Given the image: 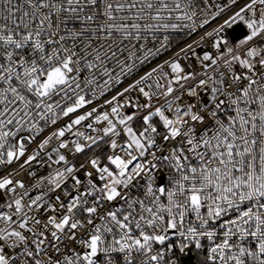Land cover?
Segmentation results:
<instances>
[{"label": "snow or ice", "instance_id": "snow-or-ice-1", "mask_svg": "<svg viewBox=\"0 0 264 264\" xmlns=\"http://www.w3.org/2000/svg\"><path fill=\"white\" fill-rule=\"evenodd\" d=\"M192 248L264 264V0H0V264Z\"/></svg>", "mask_w": 264, "mask_h": 264}, {"label": "built area", "instance_id": "built-area-1", "mask_svg": "<svg viewBox=\"0 0 264 264\" xmlns=\"http://www.w3.org/2000/svg\"><path fill=\"white\" fill-rule=\"evenodd\" d=\"M220 2H223V0H220ZM218 22H219V21H217V23H218ZM215 26H216L215 24L210 25V26H206V29H204V30H200V31H198L196 34L191 35V36L187 35L185 32H182V31H180V32H173V33H170L169 35H170V38H171V47L169 48V51H168V52H165V53H162L159 57H157V58L153 61V63L155 64V63L163 62L164 59H166L167 57L173 55L176 51H178L180 47L185 46L187 43L191 42L192 40L198 39V37H199L200 35H203V32H204L205 30L210 31L211 28H212V27H215ZM234 27H235V26H234ZM242 27H243V26H242ZM243 28H244V27H243ZM244 30H245V28H244ZM228 32H229V39H230V40H233V41L242 38V36L246 34V30H245L244 34H242L240 37H238V38H234V36H233V34H232V29H229ZM163 35H164L163 33L160 34V39H161V40L163 39ZM151 43H156V42H155V41H152ZM209 43H210L209 41H205V44H209ZM198 50H201V51H202V50H207V49H198ZM151 66H152V65H146V66H144V68L141 69V72L147 70V69L150 68ZM141 72H138L136 75L138 76L139 74H141ZM126 83H127V81L125 82V84H126ZM109 95H111V94H109ZM105 98H106V97H102V98H100V101H98V103H102L103 100H104ZM209 122H210V121H207V120H206L205 123H209ZM60 123L62 124V123H64V121H61ZM199 127H203V125H200ZM46 171H47V169H43V170L40 172V174L42 175V174H44ZM20 178L23 179V178H25V177L22 175ZM134 193L137 194V195L140 194V193H138V192H135V190H134ZM221 222H222V221H221ZM218 223H219V222H218ZM191 250H192V252L194 253V255H195V254H198L199 257L202 258V260H203V255H202V253H199L198 250H196L195 248H192ZM177 256L180 258L181 264H184L182 256H180L179 253H177ZM195 258H196V256H195Z\"/></svg>", "mask_w": 264, "mask_h": 264}, {"label": "water", "instance_id": "water-1", "mask_svg": "<svg viewBox=\"0 0 264 264\" xmlns=\"http://www.w3.org/2000/svg\"><path fill=\"white\" fill-rule=\"evenodd\" d=\"M245 30L244 28L242 27V25L240 26H235L233 29H232V34L234 36V38H238L240 37L242 34H244ZM183 258V262L184 264H196L195 262V255L194 253L192 252V250L186 252V254H184L182 256Z\"/></svg>", "mask_w": 264, "mask_h": 264}, {"label": "trees", "instance_id": "trees-1", "mask_svg": "<svg viewBox=\"0 0 264 264\" xmlns=\"http://www.w3.org/2000/svg\"><path fill=\"white\" fill-rule=\"evenodd\" d=\"M195 256H196L195 258L196 264H202V258H200L198 254H195Z\"/></svg>", "mask_w": 264, "mask_h": 264}]
</instances>
